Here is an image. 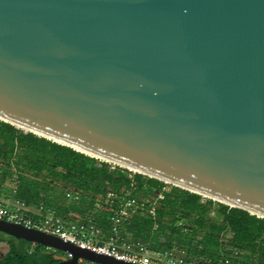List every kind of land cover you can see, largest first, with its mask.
I'll list each match as a JSON object with an SVG mask.
<instances>
[{
	"label": "water",
	"instance_id": "obj_1",
	"mask_svg": "<svg viewBox=\"0 0 264 264\" xmlns=\"http://www.w3.org/2000/svg\"><path fill=\"white\" fill-rule=\"evenodd\" d=\"M0 119L264 217V0H0Z\"/></svg>",
	"mask_w": 264,
	"mask_h": 264
},
{
	"label": "trees",
	"instance_id": "obj_2",
	"mask_svg": "<svg viewBox=\"0 0 264 264\" xmlns=\"http://www.w3.org/2000/svg\"><path fill=\"white\" fill-rule=\"evenodd\" d=\"M11 181L14 201L65 217L80 213L105 234L112 232L113 210L127 191L140 208L118 226L121 239L141 242L154 252L173 249L198 263L264 264V217L0 119V191ZM68 192L78 199L67 198ZM108 192L117 197L106 200ZM0 243L7 245L0 264H56L63 259L41 244L1 231Z\"/></svg>",
	"mask_w": 264,
	"mask_h": 264
},
{
	"label": "built area",
	"instance_id": "obj_3",
	"mask_svg": "<svg viewBox=\"0 0 264 264\" xmlns=\"http://www.w3.org/2000/svg\"><path fill=\"white\" fill-rule=\"evenodd\" d=\"M113 210L112 232L105 234L92 222L85 221L80 213L71 212L68 217L57 214L53 209H31L22 202H17L16 208H8L0 201V219L21 224L28 228L38 229L45 233L57 236L77 247L113 257L117 260L132 264H206L190 261L175 250L154 252L141 242H130L121 239L118 235V226L132 212L140 208L134 197L127 191ZM67 198L78 199V194L66 193ZM117 197L112 192L106 193V200ZM31 214L36 215L33 217ZM63 259L72 257V253L64 252ZM84 261L79 258L78 262ZM227 263V261H226Z\"/></svg>",
	"mask_w": 264,
	"mask_h": 264
},
{
	"label": "rangeland",
	"instance_id": "obj_4",
	"mask_svg": "<svg viewBox=\"0 0 264 264\" xmlns=\"http://www.w3.org/2000/svg\"><path fill=\"white\" fill-rule=\"evenodd\" d=\"M23 129V128H22ZM24 131H28L26 129H23ZM102 159V158H99ZM104 160V159H102ZM110 162V161H109ZM113 163V162H111ZM116 164V163H113ZM15 187V182H7L4 188L0 191V201L5 203L8 208H16V206H19L16 201H14L10 194L12 193L13 189ZM166 189H169V187H166ZM51 251L57 253L58 255L64 256L65 253L49 248ZM7 250V245L5 243H0V256ZM84 261H82L83 263Z\"/></svg>",
	"mask_w": 264,
	"mask_h": 264
},
{
	"label": "bare ground",
	"instance_id": "obj_5",
	"mask_svg": "<svg viewBox=\"0 0 264 264\" xmlns=\"http://www.w3.org/2000/svg\"><path fill=\"white\" fill-rule=\"evenodd\" d=\"M79 259V258H78Z\"/></svg>",
	"mask_w": 264,
	"mask_h": 264
}]
</instances>
